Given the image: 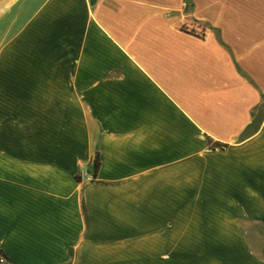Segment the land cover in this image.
Masks as SVG:
<instances>
[{"label": "crops", "instance_id": "0c3cea01", "mask_svg": "<svg viewBox=\"0 0 264 264\" xmlns=\"http://www.w3.org/2000/svg\"><path fill=\"white\" fill-rule=\"evenodd\" d=\"M91 1L0 0V264H264V0Z\"/></svg>", "mask_w": 264, "mask_h": 264}, {"label": "trees", "instance_id": "16d2710c", "mask_svg": "<svg viewBox=\"0 0 264 264\" xmlns=\"http://www.w3.org/2000/svg\"><path fill=\"white\" fill-rule=\"evenodd\" d=\"M214 147H218V148H225L227 147L226 145H221V144H216V145H213ZM95 170H94V178L96 177L98 171H99V168H100V160H99V156H97V159L95 161ZM0 255L3 256L4 258H6L9 262H11V260L7 257V255H5V253L0 250ZM12 263V262H11Z\"/></svg>", "mask_w": 264, "mask_h": 264}, {"label": "built area", "instance_id": "2783aa9c", "mask_svg": "<svg viewBox=\"0 0 264 264\" xmlns=\"http://www.w3.org/2000/svg\"><path fill=\"white\" fill-rule=\"evenodd\" d=\"M82 177L87 179L90 182H94L95 181L94 175L91 174V173L86 172L85 170L83 171ZM3 262H4V260H3Z\"/></svg>", "mask_w": 264, "mask_h": 264}, {"label": "water", "instance_id": "95a60500", "mask_svg": "<svg viewBox=\"0 0 264 264\" xmlns=\"http://www.w3.org/2000/svg\"><path fill=\"white\" fill-rule=\"evenodd\" d=\"M94 3H95V0H92V1H91V5H93Z\"/></svg>", "mask_w": 264, "mask_h": 264}]
</instances>
